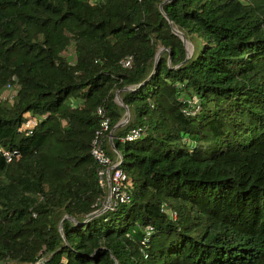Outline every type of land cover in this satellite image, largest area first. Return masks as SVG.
Here are the masks:
<instances>
[{"label":"trees","instance_id":"trees-1","mask_svg":"<svg viewBox=\"0 0 264 264\" xmlns=\"http://www.w3.org/2000/svg\"><path fill=\"white\" fill-rule=\"evenodd\" d=\"M0 264H264V0H0Z\"/></svg>","mask_w":264,"mask_h":264},{"label":"built area","instance_id":"built-area-1","mask_svg":"<svg viewBox=\"0 0 264 264\" xmlns=\"http://www.w3.org/2000/svg\"><path fill=\"white\" fill-rule=\"evenodd\" d=\"M133 59L128 58L123 62L124 68H131ZM7 90L11 92L10 97L5 100L13 103V98L17 96V91L11 85H8ZM186 112V111H185ZM98 115L102 117L99 131L96 132L92 141L91 155L98 164V184L104 191L102 206L103 209L95 214H103L104 211L116 213L120 206L130 204L132 195L130 192L131 183L128 182V175L119 167L122 162V157L118 154V161L114 162L108 155L106 145L110 144L114 137L110 131V119L105 117L102 108L98 110ZM35 125V121H29L24 124L23 130H31ZM144 134L142 128H134L129 131L124 137L120 138L121 143L133 142L139 140ZM111 147H113L111 145ZM8 161H11V155L6 153ZM154 233V228L148 226L146 228V237L143 244L149 242V238ZM147 257V255H145Z\"/></svg>","mask_w":264,"mask_h":264},{"label":"water","instance_id":"water-1","mask_svg":"<svg viewBox=\"0 0 264 264\" xmlns=\"http://www.w3.org/2000/svg\"><path fill=\"white\" fill-rule=\"evenodd\" d=\"M175 32H176V34H178V35L180 36V38L182 39L183 43H184V44L186 45V47H187L188 43H187V41H186L185 36H184L181 32H179V31H176V30H175ZM162 52H163V50H161V51L158 53V55H157V59H156V64H157V61H158V59H159V57H160V55H161ZM189 58H190V55L188 54V58H187V60H188ZM187 60H186V61H187ZM155 68H156V65H155ZM117 101L119 102L120 105L123 106V103H122L121 100H120V96H119V94L117 95ZM129 120H130V113H129L128 108H126L125 118H124L121 122H119V123L117 124V126L115 127V129L111 132V135L113 136L115 130L120 129V128H123L124 126H126V124H128V122H129ZM111 145L113 146V149L115 150L114 145H113V140L111 141ZM115 151H116V150H115ZM105 212H106V211H104V213H105ZM96 216H98V215H96Z\"/></svg>","mask_w":264,"mask_h":264},{"label":"rangeland","instance_id":"rangeland-1","mask_svg":"<svg viewBox=\"0 0 264 264\" xmlns=\"http://www.w3.org/2000/svg\"><path fill=\"white\" fill-rule=\"evenodd\" d=\"M187 50H188V54H189V55H192L193 52H194V47H193V45H191V44L188 43V45H187ZM67 55H68V56H70V55H71V56H75L74 53H73V51H70ZM13 101H15V97L13 98Z\"/></svg>","mask_w":264,"mask_h":264},{"label":"crops","instance_id":"crops-1","mask_svg":"<svg viewBox=\"0 0 264 264\" xmlns=\"http://www.w3.org/2000/svg\"><path fill=\"white\" fill-rule=\"evenodd\" d=\"M10 95H11V92H9V95L7 96V97H5L6 99L8 98V97H10ZM9 103L11 102V101H8ZM14 103V102H13ZM12 104V103H11Z\"/></svg>","mask_w":264,"mask_h":264}]
</instances>
